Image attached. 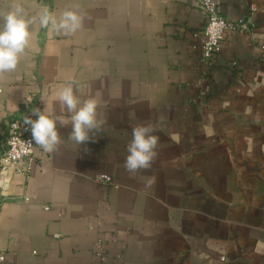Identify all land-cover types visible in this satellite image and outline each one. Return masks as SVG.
Returning a JSON list of instances; mask_svg holds the SVG:
<instances>
[{"label":"crops","instance_id":"crops-1","mask_svg":"<svg viewBox=\"0 0 264 264\" xmlns=\"http://www.w3.org/2000/svg\"><path fill=\"white\" fill-rule=\"evenodd\" d=\"M216 1L249 29L203 60L200 0H0V13L85 17L72 35L33 25L0 74V125L45 103L68 119L55 98L66 83L106 121L84 145L58 123L61 144L35 145L28 177L0 166V264H264V0ZM141 122L161 129L158 158L130 174Z\"/></svg>","mask_w":264,"mask_h":264},{"label":"clouds","instance_id":"clouds-1","mask_svg":"<svg viewBox=\"0 0 264 264\" xmlns=\"http://www.w3.org/2000/svg\"><path fill=\"white\" fill-rule=\"evenodd\" d=\"M85 17L76 11L66 10L59 18L45 10L38 16H28L26 10L19 4H14L6 13H0V74L16 70L20 57L28 48L33 25L39 23L42 27L51 26L65 35L79 31ZM55 98L69 117L55 115L49 112L45 103L43 110L35 108L32 115H25L23 124L31 132V141L26 142L44 149L45 152H55L61 144L57 124H71L69 138L78 145L92 141L90 133L99 130L106 122L98 119L100 101L96 97L81 100L74 92L73 84L66 83L55 92ZM32 116L36 118L33 119ZM161 131L153 122H141L132 127L131 140L127 144V155L123 167L130 174L151 169L158 158L160 137L155 133Z\"/></svg>","mask_w":264,"mask_h":264},{"label":"built area","instance_id":"built-area-1","mask_svg":"<svg viewBox=\"0 0 264 264\" xmlns=\"http://www.w3.org/2000/svg\"><path fill=\"white\" fill-rule=\"evenodd\" d=\"M202 11L206 17L203 27L201 58L209 60L217 53L226 35L231 31L247 30L248 23L231 21L225 18L216 0H200ZM25 115H32V111L19 117L12 118L7 125H0V166L3 169H14L17 173L29 176L36 163L35 143L31 141V132L23 124ZM34 119L35 116H32ZM95 181L109 186L114 179L111 175L102 173L95 176ZM61 235L56 234L59 238ZM36 253V251H34ZM94 255L103 261L107 257L105 243L98 240L94 246ZM4 254L0 253V261L4 260Z\"/></svg>","mask_w":264,"mask_h":264}]
</instances>
